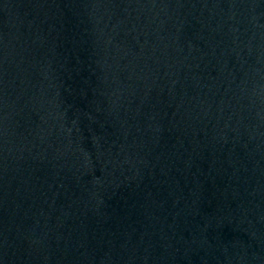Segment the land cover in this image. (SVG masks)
Wrapping results in <instances>:
<instances>
[{
	"label": "water",
	"instance_id": "95a60500",
	"mask_svg": "<svg viewBox=\"0 0 264 264\" xmlns=\"http://www.w3.org/2000/svg\"><path fill=\"white\" fill-rule=\"evenodd\" d=\"M0 264H264V0H0Z\"/></svg>",
	"mask_w": 264,
	"mask_h": 264
}]
</instances>
